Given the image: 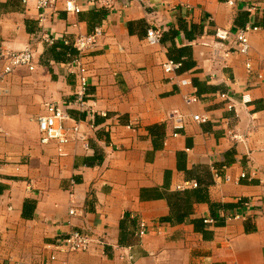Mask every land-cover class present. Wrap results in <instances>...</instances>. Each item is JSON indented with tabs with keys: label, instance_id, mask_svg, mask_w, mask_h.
<instances>
[{
	"label": "crops",
	"instance_id": "obj_1",
	"mask_svg": "<svg viewBox=\"0 0 264 264\" xmlns=\"http://www.w3.org/2000/svg\"><path fill=\"white\" fill-rule=\"evenodd\" d=\"M66 1L0 0V49L35 54L0 96V264H264V30L248 56L213 47L217 28L263 24L264 0ZM100 26L81 107L67 64ZM167 60L183 65L167 73ZM48 103L86 137L63 154L40 140ZM81 230L102 243L56 247Z\"/></svg>",
	"mask_w": 264,
	"mask_h": 264
},
{
	"label": "built area",
	"instance_id": "obj_2",
	"mask_svg": "<svg viewBox=\"0 0 264 264\" xmlns=\"http://www.w3.org/2000/svg\"><path fill=\"white\" fill-rule=\"evenodd\" d=\"M36 1L39 8H48L56 4L59 0ZM114 1L115 0H85V3L89 6L103 5L110 8L113 6ZM82 6L83 5H80L76 0H67L65 3L67 12L80 13L83 9ZM186 7L190 6L186 5ZM259 30H264V23L261 25L248 24L235 31L217 28L215 31L216 41L213 44L215 52L222 53L225 59L235 53L248 56L251 49L250 34ZM102 34L103 29L100 26L97 27L92 34L78 36L74 41V45L78 50V56L67 64L69 71L74 73L77 77L76 95L78 97L77 102L81 107L87 105L84 101L89 86V63L87 62V56L97 45L98 39ZM162 37L163 31L161 29L150 28L148 30L147 38L151 45L159 44ZM43 38L48 43H54L53 38H50L47 35H44ZM181 66V62H176L174 60H167L163 64L164 70L167 73H172L181 68ZM21 67H27L29 70L35 69V54L31 44L19 51L0 49V96L7 92V88L4 87V84L9 81L10 76L13 75L15 70ZM246 68L250 73L253 71L251 60L246 62ZM259 77L264 79L263 75H259ZM183 83L188 84V81L183 80ZM223 96L227 97L226 94ZM229 100V108H233L235 105L232 103L231 98ZM185 101L187 103L198 102L199 98L197 96L188 95L185 96ZM249 101H251V97L248 94H244L242 102L247 103ZM69 119H71L69 114L59 105L53 103L46 104L45 113L37 118L41 133V143L50 144L54 142L57 145L59 153L63 154L65 146L70 142L77 140L85 141L86 137L81 130L80 123L68 126L67 121ZM194 119L206 121L207 118L195 116ZM0 132H2L1 127ZM243 177H245V174H243ZM77 213L78 209L76 208L70 210L71 215H76ZM145 234V223L142 222L140 235L143 236ZM95 242L99 244L102 243L95 234L81 230L72 232L67 237L61 239L56 247L61 251L86 252L91 250V247ZM53 259H55V257H53Z\"/></svg>",
	"mask_w": 264,
	"mask_h": 264
},
{
	"label": "trees",
	"instance_id": "obj_3",
	"mask_svg": "<svg viewBox=\"0 0 264 264\" xmlns=\"http://www.w3.org/2000/svg\"><path fill=\"white\" fill-rule=\"evenodd\" d=\"M182 65H183V63H182Z\"/></svg>",
	"mask_w": 264,
	"mask_h": 264
}]
</instances>
